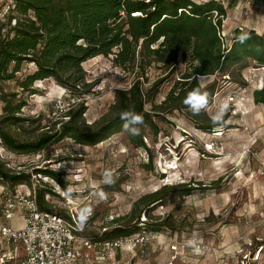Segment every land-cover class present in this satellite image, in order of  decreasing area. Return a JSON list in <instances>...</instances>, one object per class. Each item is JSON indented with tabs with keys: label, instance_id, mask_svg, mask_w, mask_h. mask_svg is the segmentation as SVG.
Wrapping results in <instances>:
<instances>
[{
	"label": "rangeland",
	"instance_id": "obj_1",
	"mask_svg": "<svg viewBox=\"0 0 264 264\" xmlns=\"http://www.w3.org/2000/svg\"><path fill=\"white\" fill-rule=\"evenodd\" d=\"M220 1L228 6L230 0ZM247 1L240 0L228 9L223 26L227 37L234 36L237 29L264 32V1ZM180 59L168 76L160 67L147 70L146 89L169 77L159 88L156 104L165 99L174 79L186 71L188 65ZM83 67L87 81L96 82L92 91L81 97L53 78L39 80L34 84L38 93L25 94L23 114L41 116V122H26L12 129L23 139L35 137L51 121L68 120L66 112L81 102L88 106L86 123L98 124L110 111L117 92L130 88L138 76L103 55L86 61ZM35 69L33 64H25L20 75ZM200 82L203 87L213 85L214 96L196 116L198 122L190 120L186 108L161 113L156 117L158 133L145 131L148 149L132 144L123 128L97 145L64 138L34 153L9 152L0 139L1 162L14 173L31 177L30 182L10 183L11 192L53 188L59 196L47 194L46 200L55 210L76 213L88 238L103 237L117 218L124 217L127 226H140L139 232L130 236L131 242L111 251L98 264H264V105L253 98L254 90L262 86V72L258 63L249 60L244 69L234 65L229 74L202 76ZM4 85L7 92L19 89L15 81ZM224 103L227 110L214 119ZM146 108L150 110L151 104ZM211 119L219 124L211 131L202 128ZM44 170L58 172L68 191L39 172ZM180 185L193 187L192 194L183 196L177 190L147 215L142 210L138 219V213H133L146 194ZM101 192L105 199L100 198ZM88 254L94 259L97 251Z\"/></svg>",
	"mask_w": 264,
	"mask_h": 264
},
{
	"label": "trees",
	"instance_id": "obj_2",
	"mask_svg": "<svg viewBox=\"0 0 264 264\" xmlns=\"http://www.w3.org/2000/svg\"><path fill=\"white\" fill-rule=\"evenodd\" d=\"M239 1L230 0L226 6L220 0H16L17 8L12 15L17 18V25L3 35L4 24L0 22V139L3 147L9 152L34 153L64 138H72L82 145H97L123 128L121 113L134 111L143 116V124L139 125V135L129 134V139L132 144L148 149L145 131L158 133L156 117L161 113L171 114L186 108L190 120L198 122V114L184 104V99L190 91L199 88L208 93V104L212 103L214 86L203 87L202 76L227 75L234 65L246 68L249 60L264 67V32L237 29L234 36L223 35L228 9L236 7ZM99 55L112 57L115 66L138 75L130 88L117 92L114 104L101 122L86 123L84 114L88 106L81 102L66 112L68 120L51 121L35 137L23 139L12 129L17 125L25 126L26 122H41V116L23 114L27 105L25 94L38 93L34 84L39 80L53 78L72 95L81 97L92 91L96 82L87 81L83 64ZM181 57L188 65L186 71L174 79L165 99L156 104L160 86L175 72ZM25 64H33L36 69L20 75ZM153 66L163 69L167 76L146 89L147 70ZM10 81L17 83V91H6L4 84ZM253 95L256 104L264 105V76L262 87L256 88ZM147 104H151L150 110ZM215 124H219L218 121L211 119L210 124L202 128L211 131ZM39 172L68 191L58 172ZM0 178L9 185L30 182L31 177L14 173L0 160ZM177 190L187 196L194 188L165 186L143 196L135 204L133 213H138V219L142 210L147 215ZM47 194L59 196L53 188L40 187L37 198L41 209L68 218L64 210H55L53 203L46 200ZM123 220L124 217L114 219V227L107 229L103 237L90 238L96 242L139 232L138 224L130 227Z\"/></svg>",
	"mask_w": 264,
	"mask_h": 264
},
{
	"label": "built area",
	"instance_id": "obj_3",
	"mask_svg": "<svg viewBox=\"0 0 264 264\" xmlns=\"http://www.w3.org/2000/svg\"><path fill=\"white\" fill-rule=\"evenodd\" d=\"M16 8V0L0 2L3 35L8 33L13 25H17V18L12 15ZM259 70L262 72L263 82L264 67H259ZM244 92L247 90L244 89ZM2 183L6 184L0 178V264H76L83 258L87 264H98L111 251L132 240L130 236H125L95 242L83 233L73 211H70L67 218L43 210L35 188L11 192L9 185ZM17 211L23 215L24 226L17 228L5 224L4 220ZM21 249L24 251L23 256L19 255ZM89 251H97L96 258L90 257Z\"/></svg>",
	"mask_w": 264,
	"mask_h": 264
},
{
	"label": "clouds",
	"instance_id": "obj_4",
	"mask_svg": "<svg viewBox=\"0 0 264 264\" xmlns=\"http://www.w3.org/2000/svg\"><path fill=\"white\" fill-rule=\"evenodd\" d=\"M244 37H241V41H243ZM184 104L188 106V108L194 113L199 114L203 109L206 108L208 104V93L202 92L199 88H195L190 91L184 99ZM228 105L224 103L220 106L219 113L214 119H220L223 113L227 110ZM120 119L124 122L122 127L123 130L128 132L129 134L135 136L139 135L140 128L139 125L143 124V116L135 113L134 111H126L121 113ZM110 177V173L106 174ZM108 183H111V179L107 180ZM71 191V189H69ZM101 199H105V194L101 192ZM90 211V210H89Z\"/></svg>",
	"mask_w": 264,
	"mask_h": 264
},
{
	"label": "crops",
	"instance_id": "obj_5",
	"mask_svg": "<svg viewBox=\"0 0 264 264\" xmlns=\"http://www.w3.org/2000/svg\"><path fill=\"white\" fill-rule=\"evenodd\" d=\"M263 30H264V28H263ZM259 33H261V32H259ZM0 209H1V206H0ZM4 223L8 224L10 226H13V227L21 228L24 226L23 215L20 211H17L11 217H9L8 219H5ZM20 251L21 252H19V255L23 256L24 251H22V249ZM90 252H92V251H90ZM93 253H95V252H93ZM90 257H91V255H90ZM76 264H87V261L83 258V259L78 260Z\"/></svg>",
	"mask_w": 264,
	"mask_h": 264
}]
</instances>
